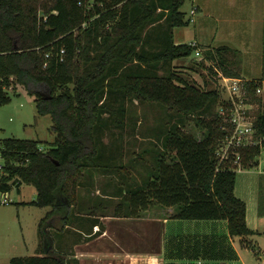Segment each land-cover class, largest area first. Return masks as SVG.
<instances>
[{
  "label": "trees",
  "instance_id": "1",
  "mask_svg": "<svg viewBox=\"0 0 264 264\" xmlns=\"http://www.w3.org/2000/svg\"><path fill=\"white\" fill-rule=\"evenodd\" d=\"M186 1L0 0V106L22 86L36 98L38 115L51 116L57 135L47 150L40 140L0 141V193L10 192L11 185H32L37 191L32 205L51 208L38 224L37 255L14 257L9 264H79L54 249V236L63 233L64 238L76 221L86 240L92 236L90 226L99 219L77 213L80 193L86 181L103 172L104 163L111 173L118 162L112 145L104 142V130L109 124L123 128L117 117L129 114L128 103L135 101L160 103L181 118L168 132L150 181L126 190L118 187L123 180L113 186L111 196L122 201L117 211L136 215L155 204L176 207L180 220L227 221L229 235L248 244L254 232L247 224V205L235 194L237 172L216 171V150L228 135L216 110L224 103L222 93L203 90L174 70L173 62L191 58L197 45H175L173 33L166 40L150 35L167 21L174 28L186 26L181 11ZM206 61L225 77L241 78L238 50L205 48L198 63ZM260 85L246 82L248 96L259 106L254 128L262 144L239 149L244 168L257 166L264 148ZM191 122L193 132L187 130ZM83 206V212H92Z\"/></svg>",
  "mask_w": 264,
  "mask_h": 264
},
{
  "label": "rangeland",
  "instance_id": "2",
  "mask_svg": "<svg viewBox=\"0 0 264 264\" xmlns=\"http://www.w3.org/2000/svg\"><path fill=\"white\" fill-rule=\"evenodd\" d=\"M191 8V0H187L181 11L185 13V20L188 24L184 27H172L167 21L158 28L151 31L150 35L158 36L160 39L166 40L173 33L177 39L188 43L195 41L194 23L189 19V10ZM181 32H186L184 38ZM182 36V38H181ZM157 51V50H155ZM202 56H197L196 52L185 63L179 64L176 70H187L182 72L181 77L192 84H196L201 89L208 90L210 88L219 87L222 97L225 99L227 93L224 89L223 79L215 74L216 67L213 63L206 61L199 64ZM212 69V70H211ZM219 69V68H218ZM192 70V71H188ZM214 70V71H213ZM217 72V71H216ZM179 73V72H178ZM210 81V85H205V81ZM36 98L30 95L25 88L18 86L16 92L12 91L11 102L7 105L0 106V139L16 138L28 140H40L41 148L48 149V143L54 142L56 134L52 131L53 121L51 116H39L36 108ZM222 102V101H221ZM151 105V106H149ZM221 103L216 107L217 112L221 109ZM129 114L126 116L118 115L120 124L123 128L115 129L112 124L104 130V142L108 146L112 145L114 156L118 157L117 163H114L110 172L109 165H102L101 169L105 173H96L94 177L102 179L97 184L95 190H102L103 180H113L112 186L108 192L113 191V184L119 180H123L118 187L124 190L133 183L150 181V177L156 174V157L161 154V148L165 146L168 132L177 129L179 116L176 112L169 111L160 103H141L139 101L128 103ZM259 112L258 106L253 110V117L256 118ZM180 117V118H179ZM188 131L193 130V123L187 127ZM198 137H201V131L195 129ZM108 151H110L108 149ZM2 160L0 157V165ZM132 165H135L132 167ZM132 167V168H131ZM135 168V169H134ZM105 174V175H104ZM90 176V175H88ZM91 179V178H90ZM89 179V181H90ZM91 184L86 181L80 193V208L77 212L80 216H89L94 212H83V205H90L102 208L107 205L109 200L103 196H97L96 191H92ZM36 189L32 185L23 184L21 191L19 187H13L11 192H7L6 196L12 200L10 205H3L5 194L0 193V264H9L13 257H30L37 255L38 248V211L30 205V201L34 199ZM97 197L88 198L92 196ZM235 194L246 202L248 212H251L255 220H258L257 214L264 212V150L260 157L259 166L247 169L237 173V182ZM121 199L115 198L113 202H120ZM115 204V203H114ZM111 208V206L109 207ZM113 211V209H112ZM97 213V212H95ZM111 213V212H110ZM78 225V226H76ZM79 221L74 222L68 228V232L61 237L54 236V249L66 254L69 262L77 260L76 249L78 247V255L82 257L83 264H88V240L84 238L87 233ZM260 233L248 238L247 247H239L242 260L245 264H263L264 262V223L258 224ZM60 232V231H59ZM252 239L256 247L252 246ZM77 241V242H74ZM75 245H78L75 247ZM256 249V253L254 251Z\"/></svg>",
  "mask_w": 264,
  "mask_h": 264
},
{
  "label": "crops",
  "instance_id": "3",
  "mask_svg": "<svg viewBox=\"0 0 264 264\" xmlns=\"http://www.w3.org/2000/svg\"><path fill=\"white\" fill-rule=\"evenodd\" d=\"M193 10L195 14H192ZM189 19L195 24L196 40L188 44L197 45L200 56H203L205 48L229 46L242 54L240 80L264 83V0H191ZM181 35L185 38L187 33L181 32ZM173 39L175 45L186 44L174 34ZM188 59L176 60L172 64L180 76L182 72L191 74L187 70H176L179 64ZM216 71L219 78L224 76L218 68ZM204 81L205 84L212 83ZM259 164L260 158L257 166ZM247 169L251 168L243 171ZM90 181L89 184L94 186L92 191L110 202L102 208L91 205V211L97 212L92 211L99 223L90 226L92 236L88 240V264H245L238 246L250 247L245 246L242 237L229 235L227 221L180 220L175 216L176 207L159 204L136 215L117 211L122 201L113 200L121 198L111 196V192H108L113 180L104 178L103 194L100 188L95 190L102 179L93 177ZM23 184L11 185V190L16 186L21 191ZM91 195L88 200L97 197L93 193ZM35 196L30 205L39 209V224L51 208L32 205L37 200V192ZM88 207L85 206V209ZM256 214L258 220L248 212L247 207V224L254 235L260 233L258 224L264 223V212ZM252 246L256 247L253 239ZM75 249L79 264H83L82 257L78 255V247ZM254 251L256 253L255 248Z\"/></svg>",
  "mask_w": 264,
  "mask_h": 264
},
{
  "label": "built area",
  "instance_id": "4",
  "mask_svg": "<svg viewBox=\"0 0 264 264\" xmlns=\"http://www.w3.org/2000/svg\"><path fill=\"white\" fill-rule=\"evenodd\" d=\"M196 11L193 10L192 14ZM195 45V44H192ZM197 56L201 55V52L197 49ZM64 53V51H62ZM224 83V89L227 93V97L224 99L219 113L224 120V125L221 129L228 133V135L219 143L216 150V157L218 160L217 172L225 169H229L235 172H241L245 168L242 163L240 148H246L249 146H258L262 144V140L256 139L253 117V110L258 106L255 102L251 101L246 90V82L239 78H228L221 76ZM3 83V78L0 75V86ZM12 91V87L10 88ZM256 96L264 99V83L256 90ZM259 108V106H258ZM264 149V148H263ZM3 164L0 165V179L3 175ZM1 202L3 205H10L11 199L6 196Z\"/></svg>",
  "mask_w": 264,
  "mask_h": 264
}]
</instances>
